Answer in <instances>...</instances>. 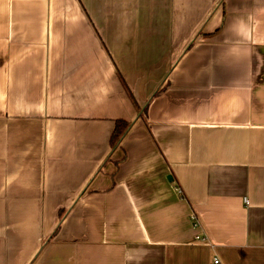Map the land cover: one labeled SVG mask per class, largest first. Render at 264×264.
<instances>
[{"label":"crops","instance_id":"crops-1","mask_svg":"<svg viewBox=\"0 0 264 264\" xmlns=\"http://www.w3.org/2000/svg\"><path fill=\"white\" fill-rule=\"evenodd\" d=\"M216 256L264 264V0H0V264Z\"/></svg>","mask_w":264,"mask_h":264},{"label":"trees","instance_id":"trees-1","mask_svg":"<svg viewBox=\"0 0 264 264\" xmlns=\"http://www.w3.org/2000/svg\"><path fill=\"white\" fill-rule=\"evenodd\" d=\"M128 127H129V124L122 122V121L118 122L116 125L114 135H113V141L114 142L119 141L123 137Z\"/></svg>","mask_w":264,"mask_h":264},{"label":"built area","instance_id":"built-area-1","mask_svg":"<svg viewBox=\"0 0 264 264\" xmlns=\"http://www.w3.org/2000/svg\"><path fill=\"white\" fill-rule=\"evenodd\" d=\"M248 203V200L246 199V204ZM195 219V218H194ZM196 220V219H195ZM196 223H197V221H196ZM213 264H222V261H221V259L218 257V256H216L215 258H214V260H213Z\"/></svg>","mask_w":264,"mask_h":264}]
</instances>
